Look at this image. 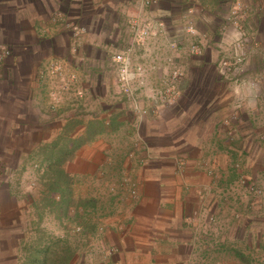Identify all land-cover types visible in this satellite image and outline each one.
Here are the masks:
<instances>
[{"label":"crops","instance_id":"obj_1","mask_svg":"<svg viewBox=\"0 0 264 264\" xmlns=\"http://www.w3.org/2000/svg\"><path fill=\"white\" fill-rule=\"evenodd\" d=\"M132 1L0 0V47L9 50L0 64L17 83L8 86L11 101L4 106L17 107L18 91L19 107L35 111L42 129L24 136L34 138L37 150L83 142L57 167L71 191L83 184L82 195L70 201L82 206L80 217L67 213L69 223L83 226L76 235L68 226L56 237L74 248L70 264L237 263V255L251 252L250 239L264 237V201L247 192L250 184L264 185V108L257 102L264 94V0L244 1L247 19L238 28L257 49L246 52L239 73L217 69L237 38L238 28L224 22L232 0H156L145 9ZM188 10L205 37L196 42L199 55L188 54L190 38L180 32ZM54 13L61 15L57 22ZM133 21L147 38L132 36ZM63 23L84 32L72 41ZM170 41L176 51L168 49ZM126 47L132 65L146 71V89L137 96L148 111L143 119L130 113L109 66V51ZM50 63L62 66L73 79L68 93L82 89L83 100L66 97L48 112V92L61 84L46 73ZM173 69L180 72L177 97L157 107L151 90L162 88ZM94 127L99 131L87 136ZM5 140L0 156L10 167L12 137ZM20 253L11 243L0 245V264H18Z\"/></svg>","mask_w":264,"mask_h":264},{"label":"rangeland","instance_id":"obj_2","mask_svg":"<svg viewBox=\"0 0 264 264\" xmlns=\"http://www.w3.org/2000/svg\"><path fill=\"white\" fill-rule=\"evenodd\" d=\"M11 85H17V83H10L7 71L5 72L4 66L0 64V153L3 154L4 149H8L6 148L8 142L5 140V134L6 137L8 135L12 137L10 143L12 146L11 166L3 167L2 164L5 158L0 156V245L11 243L12 246L21 248V241H25L33 235L34 227L32 228L31 222L35 220V213L41 214L39 228L45 234L56 237L60 235L59 233L64 228L70 226L69 229L76 235L81 228L74 225L73 222L69 223L67 214L66 221L60 222L61 218L57 219L54 216L55 210L49 212L48 208L42 206L43 199L46 198L43 173L47 166L43 157L49 152L50 148L53 150L57 145H47L37 150L35 149L36 142L30 140L34 138H25L24 134L34 135V132L37 129H42V127L37 122L34 110L33 113V111L19 107V99L23 96L18 91L16 95L17 107L9 110L4 106L6 102L10 103L11 101L8 91V86ZM77 102L74 103L78 104ZM48 112H51V109ZM57 144L59 145V143ZM21 154L23 155L20 156ZM209 176H212V173ZM81 186L83 184L75 186L73 191L69 189L71 203L75 200V197L82 195L79 191ZM51 197L57 199V195L53 194ZM255 197L264 201V195L260 197L255 195ZM208 222H214L213 218ZM61 223H63V227ZM9 231L11 237L7 235ZM4 235L7 238L9 237L10 240L4 239ZM249 242L252 246L250 248L251 252L243 251V248L240 247L244 252L241 255L247 256L250 264H264V237L257 238V240L253 238ZM238 263L234 262V264ZM227 264H231V261Z\"/></svg>","mask_w":264,"mask_h":264},{"label":"built area","instance_id":"obj_3","mask_svg":"<svg viewBox=\"0 0 264 264\" xmlns=\"http://www.w3.org/2000/svg\"><path fill=\"white\" fill-rule=\"evenodd\" d=\"M245 0H232L228 5L226 14L224 16V22L228 25L238 28V25L241 24L242 21L247 19V8L244 2ZM247 1V0H246ZM255 1L260 3L263 0H248ZM156 0H133L132 3L138 9H145L147 7L152 6ZM192 13L191 10L186 12V19L184 22V26L181 28V35H185L190 38V42L187 46V52L191 55H199L201 52V48L196 45V42H201L204 40V35L198 33L194 27L193 22L189 18V15ZM61 19V15L59 13H54L51 16V21L57 22ZM64 30L69 31L70 38L73 40H78V37L83 34L84 29L80 26L63 23ZM160 26V25H158ZM129 31L133 37H137L138 39H145L149 36L148 31L145 29L139 28L137 23L133 21L129 26ZM243 44L247 45L246 48L243 47ZM73 45L74 42H73ZM168 49L170 51H176L178 47L175 44V41H170L168 44ZM257 49V42L244 34L242 30L237 29V38L232 42L230 50H228L227 54L221 56V58L217 62V69L219 71H225L230 68L231 71L239 73L244 70L245 62H246V52L247 54L251 50ZM71 50L76 51V47L72 46ZM130 52L131 47H126L119 50H111L109 51V61H110V69L115 73V81L117 84L118 94L124 97L129 101L130 105V113L136 119H143L148 111L146 108H143L138 101V95L146 89V71L141 65H132L130 60ZM9 54V50L0 47V59L6 57ZM1 61V60H0ZM164 62L169 65L172 62L171 57L165 58ZM46 73L52 77L59 78L61 80V84L58 86V90L49 91L48 92V102L51 110L57 108L58 103H61V100L67 97L70 101L72 100H83L85 98L84 92L82 89L72 88L71 92L68 93L70 85L73 83L72 78H67L66 73L64 72L62 66L59 63H50L47 65ZM180 77V72L178 70L173 69L169 74H167L161 81L162 88H157L151 90V94L149 98L154 102H157L158 106H168L174 102L177 97L175 92V88L173 86L174 82H176ZM150 90V89H148ZM68 93V96H66ZM70 94V95H69ZM257 102L259 105L264 108V94H260L257 96ZM264 135L261 136L263 138ZM182 161L179 160V163ZM127 181L124 179L119 184L120 188L124 187ZM247 192L250 195L263 196L264 195V185H255L250 184L247 187ZM128 193L130 196H133L135 191L133 190V186L128 189ZM212 218H210L211 220Z\"/></svg>","mask_w":264,"mask_h":264},{"label":"trees","instance_id":"obj_4","mask_svg":"<svg viewBox=\"0 0 264 264\" xmlns=\"http://www.w3.org/2000/svg\"><path fill=\"white\" fill-rule=\"evenodd\" d=\"M66 132H69V128H66ZM99 128H87V136H91L94 132H98ZM66 132H64L66 134ZM57 148L49 150V156L43 157V160L47 163L46 169L43 173V179L46 186V198L43 199L42 206L48 208L51 212L55 210V217L57 219L66 217L69 209L73 211V219L80 217L82 206L75 204L70 206V190L68 188V178L65 174L60 173L57 169L58 165L65 160H68L83 142L81 140L63 141L59 142ZM55 152V158H52V154ZM45 153V152H44ZM72 154V155H71ZM53 169V171H52ZM69 191V192H68ZM50 196H48V195ZM57 195V199L51 197V195ZM41 220V214L35 213V220L31 222L33 235H31L25 241H21V253L17 258L18 264H70V261L74 255V248L71 244L63 238H57L45 234L40 228L39 223ZM76 226H83L82 221H76ZM81 230V229H80ZM81 232V231H79ZM237 259L241 264H250L249 260L241 254L237 255Z\"/></svg>","mask_w":264,"mask_h":264}]
</instances>
